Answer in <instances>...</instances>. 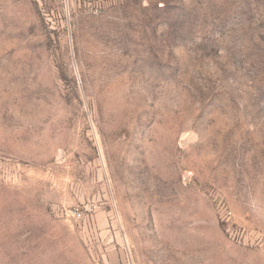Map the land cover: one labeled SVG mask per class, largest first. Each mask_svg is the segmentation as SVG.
Masks as SVG:
<instances>
[{"label":"rangeland","instance_id":"374dc122","mask_svg":"<svg viewBox=\"0 0 264 264\" xmlns=\"http://www.w3.org/2000/svg\"><path fill=\"white\" fill-rule=\"evenodd\" d=\"M0 264H264V0H0Z\"/></svg>","mask_w":264,"mask_h":264},{"label":"built area","instance_id":"2783aa9c","mask_svg":"<svg viewBox=\"0 0 264 264\" xmlns=\"http://www.w3.org/2000/svg\"><path fill=\"white\" fill-rule=\"evenodd\" d=\"M73 214L77 217H79L81 215V212L79 211V209H75V211L73 212Z\"/></svg>","mask_w":264,"mask_h":264}]
</instances>
